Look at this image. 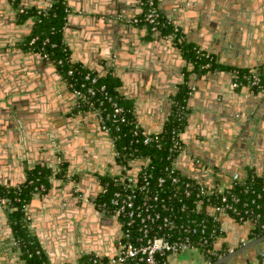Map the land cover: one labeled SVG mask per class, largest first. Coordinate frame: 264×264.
<instances>
[{
    "label": "water",
    "instance_id": "95a60500",
    "mask_svg": "<svg viewBox=\"0 0 264 264\" xmlns=\"http://www.w3.org/2000/svg\"><path fill=\"white\" fill-rule=\"evenodd\" d=\"M235 2L237 9H242L241 0H235ZM25 3L27 0H21L19 7L26 8ZM171 3L174 11L172 18L182 26H186L190 32L201 34L205 30L206 33L212 30L216 34H214L215 48L218 51H209L210 53L219 54V49L226 47L225 43L227 42V46L233 51L236 58L243 59L247 56L244 53L245 50L239 48L238 40L246 37V32L242 31L245 28L244 24L247 21H252L253 17L244 15L237 17L239 11L235 9L230 17L227 14L223 15L222 12L219 14L215 9V3L219 4L217 0H171ZM48 4L49 1L43 5L39 3L36 5L39 8H46ZM83 4L82 12L84 14L80 15L78 23L80 30L77 34L81 38L79 43L82 41L84 48L94 56V61L97 62V65L89 63L90 68L101 72L104 70V66L100 65L101 59L122 65L119 58L124 57L127 59V64L123 65L129 67L123 71V76L120 75V78L122 81L132 80L139 90V99L149 101L154 105L161 95L171 93H167L161 68L165 67L164 70L168 72L173 69L170 60L172 57L178 55L182 59L178 46L174 45L171 39H161L160 36H155L150 40L139 39L136 36L133 38L127 26L131 20L129 16L132 15L127 0H83ZM262 5L264 6V0ZM10 12L9 1L0 0V159L1 156L6 155L11 164H16V159L21 158L25 166V160L31 158L29 157L30 137L24 128L22 119L23 116H28L37 122L39 148L41 147L43 151L56 156L57 162L71 163L68 158L64 159L60 154L54 153V141L58 140L59 144L64 141L71 151L70 155L77 162L82 163L83 161L82 169L87 170V166L94 161L95 151L102 152L97 148H104V150L108 148L110 154H113L114 148L111 145L110 136L102 130L96 115L97 126L91 121L90 123L84 122L82 117H85L88 112L81 110L76 113L71 109L64 110L58 105L60 100L57 98L61 91L54 93L50 87L53 82L50 75L57 69L53 61L44 60L40 53L25 54L24 48L19 46L15 49L8 48V46L23 44L30 33L29 29L25 37L14 40L15 33L12 30L18 19L15 10L12 17ZM11 18L12 20H10ZM67 18L69 19V15ZM27 22L31 26L32 20L29 19ZM196 43L202 46L200 41H196ZM139 56L145 60L141 65H138L140 63ZM243 66L247 67L245 64ZM49 67H52L51 71ZM216 72L217 70H212L201 74L196 71L195 74L187 76L189 87L194 86L196 77L212 81L207 82L206 90H202L203 94H206L215 104L214 116L202 115V118L198 116L196 120L191 116L187 119V124L182 132L184 145L182 155L188 156L189 159L193 156L195 163L194 169L187 175L200 181L204 180L206 176L203 171L204 174L199 173L205 163L219 165L221 162H227L222 165L223 168H232L234 171L241 168V162L246 160V155L242 156V159L238 158L237 154L233 152V149H236L235 144L239 143L245 154L251 147L252 125L264 119V102L260 101L261 105L254 106L258 94H255L254 91L251 94L249 91L247 100L244 98L245 89L250 88L249 85L235 90L236 88L231 82L232 78L229 82L225 80L220 82L217 80ZM66 89L70 91L68 86ZM262 91L264 94V89ZM74 95L77 97L75 93ZM253 97H255V101L253 100L251 103L250 98ZM25 111H30L31 114L25 115ZM198 120L199 123H196ZM241 130L242 132L239 133ZM231 136H237V138L234 139ZM240 141H242L241 145ZM1 165L0 163V167ZM112 165L116 166L114 158ZM71 169L74 168L67 166L68 171ZM2 177L4 178V175ZM3 178L0 179V183L12 184L9 178ZM77 178L81 179L82 184L85 183L83 176L78 175ZM77 178V185L69 184L67 191H57L54 188L47 197L36 195L29 202V206H41V203L44 202L42 213L46 221L43 224L46 228L45 247L47 249L60 248L69 254L72 252V260H75V254L78 251L100 255V248L94 249L85 246L88 239L85 240L83 233L87 227L93 233V239L99 240L98 243H101L100 240H107L113 246L114 241L120 238L117 236L111 240L112 233L106 229L108 222L102 219L96 222L97 219L91 217L95 213L100 218H104L106 213L96 208L94 197L85 193ZM92 181L96 184L97 177L92 178ZM97 185L101 187L99 182ZM47 202H50L49 205ZM0 212L6 216L1 205ZM115 223L119 225L117 218H115ZM121 233L120 228L119 234L121 235ZM36 235L40 238L43 237L38 233ZM262 240H264V235L250 240L209 264L223 263ZM3 243L4 238L0 237V264H9L4 262L7 252L3 250ZM6 258H13V261L14 259L16 261L15 264H21L16 254Z\"/></svg>",
    "mask_w": 264,
    "mask_h": 264
},
{
    "label": "crops",
    "instance_id": "0c3cea01",
    "mask_svg": "<svg viewBox=\"0 0 264 264\" xmlns=\"http://www.w3.org/2000/svg\"><path fill=\"white\" fill-rule=\"evenodd\" d=\"M47 1L50 2L51 0H27V3L25 4L26 7L39 8L36 5L37 3L43 5ZM127 1L129 3L128 6L129 11L132 13V15L129 16L131 20L127 24L131 36H133V38L134 36H136V38L139 39L143 38L144 40H150L151 38L158 36L151 34L142 24L134 23L132 21V18L139 16L141 13V5L139 0H127ZM217 1L219 2L220 5L215 3V9L219 14L222 12L223 15L226 16L227 14V16L230 17V15L233 14V11L235 9L239 11L238 14L236 15L237 17H240L242 15L253 17L252 21H247L244 24L245 28L242 31L246 32L245 35L246 37L238 40L239 48L245 50L244 53L247 55L243 59L236 58L233 51L229 49V47L227 46L228 45L227 42L225 43V45L227 44L226 47L224 48L221 47L219 49V54L210 53L209 51H214V52L218 51V49L215 48L216 38L214 37L215 33L212 30H210L207 33L205 30L201 34L190 32L186 26H182L177 20H174L172 18L174 11L172 8L173 4L171 3V0H157V3L162 15L167 19H170L173 24L178 26L181 34L184 36V39L198 46L199 49L204 53L213 56L216 63H218L220 66L219 68L208 69L202 72L201 71H197V72H201V74H205L208 71L217 70L216 72L218 78L217 80H219L220 82L221 81L223 82L224 80L226 82H229L230 78H232V74L230 73V71L234 67L248 68L249 70H255L258 71L260 74H264V6L262 5L263 0H241L242 9L241 8L237 9V6L235 5L236 3L235 0H226V1L217 0ZM66 5H67V15H69V19L66 18V22L63 28V42L65 46L69 49L70 59L86 67H90L88 65L89 63H93L94 65H97V62L94 61L93 58L94 56L87 52L86 48H84L83 46L82 41L79 43L81 38L80 36L78 37L77 34V32L80 30L79 27L80 25L78 24L80 21L79 19L80 15L84 14L82 12L84 8L83 0H66ZM13 13H14V8L11 6V12H10L11 17ZM10 20H12V18ZM13 26L14 29L12 31L15 33L14 40L22 39L23 37H25L26 34L28 33V30L30 29V25L27 22V20L24 22H20L16 20V23H14ZM162 38L163 37H161V39ZM196 41H200L202 43V46L198 45ZM172 42L174 43V41ZM174 45L176 44L174 43ZM18 46L24 48L23 52L25 54L39 53V51L32 50L22 43L19 45L16 44V45L8 46V48L15 49ZM119 59L122 65H120L119 63H112L111 61L101 59L100 65L104 66V70H102L101 73L105 72L106 68H108L109 70L112 71L113 75L118 77V79L120 80V85L117 89L118 95L124 100L131 101L132 114L134 116L136 123H138L142 128L146 129L149 132H156L160 130L163 122L170 113L172 97L174 93L177 91L180 83H182L183 81H186V83H188L187 76H189L190 74H195L196 71L190 72L192 65L184 57H182V59L178 57V55L172 57L170 60L173 65V69L168 70L167 72L164 70L165 67L162 68L160 67L161 72L163 73V79L165 81L164 84L167 93L169 92L171 93L161 95L160 99L157 100L153 105L149 101L146 100L144 101L138 98L139 90L136 87V85L132 83V80L127 79L125 81H122L120 75L123 76L122 74L123 71L125 69H128L129 66L126 67V65H123L125 63L127 64V59H125L124 57ZM139 59H140V63H138V65H141L143 64V62H145V60L142 57H140ZM244 64L247 65V67H244L243 66ZM166 69H168V67H166ZM49 70L51 71L52 67H49ZM50 78H52L53 80V82L50 84V87L53 90V92L54 93H59L60 91L62 92V94L61 92L58 94L59 98H57V100H60V104L58 105L64 110L71 109L76 113L81 110L84 112H88L86 113L87 115L85 117H82L85 120L84 122L90 123L91 121L95 126H97L96 125L97 119L95 117V113L88 110L87 108L85 109L78 106V98L75 97L72 88L67 84L64 76L60 73L58 68L56 69V72L51 73ZM207 82L209 83L212 81H205L201 78L196 77V79L194 78V86L193 87L188 86L190 90L186 102V107H187L186 120L191 116H193L194 120H196L198 116L202 118L204 115L206 116L215 115L213 110L215 107L214 102H212L206 94L204 95L202 90V89L206 90V86L208 85ZM66 86H68L70 91L66 89ZM243 86H245V84L235 87L236 88L235 90H239ZM249 86L250 88L245 89L244 98L245 100H247V97L249 96L247 92L250 91L251 93L252 91H254L255 94H258L256 97L257 102L255 101V97H253L252 99L250 98V102L252 103L254 100L255 101L254 106L258 107L259 104L261 105L260 101L264 102V94L262 93L264 86H262L261 88L251 85ZM246 93L247 96H245ZM32 112L35 113L34 111ZM29 113L31 114L30 111H25L24 114L29 115ZM22 119L24 121V128L26 131H28V135L30 137L29 143H30L31 151L29 153V157L31 158H27L25 160V166L21 158L18 160L16 159L17 161L16 164H11L10 160L6 155L1 156L2 158L0 159V163L2 164L0 167L1 168L0 179H2L3 178L2 176L4 175V178L6 177L9 178L12 184L14 183L22 184L26 180V170L34 167L37 164L51 167L55 165L57 166L58 164L61 163V162H57L58 160L56 156L43 151L41 147L39 148V144H38L39 130L37 129L36 126L37 124L36 120L28 116H23ZM196 123H199V120ZM240 132H242V130L239 131V133ZM251 133H252L250 137L251 147L249 150L246 151L245 154L243 153L244 150H242L241 147L239 146V143L235 142L236 149H233V152L237 154V157L242 159L243 158L242 156L246 155V160H243L241 162L242 167L236 170V172L246 174V168L248 167L252 169L256 174H261L264 172V119L252 125ZM231 138L236 139L237 136H231ZM54 142H55L53 146L54 153L56 155L60 154L64 159L68 158L71 161L72 164L65 162L66 165L69 168H74L71 169L72 172L73 170L74 171L78 170V175L79 176L81 175L85 178L84 184H82L81 179L79 180L77 178L82 184L80 187L85 191V193L88 196L94 197V201H95V197L100 192V187L97 185V183L99 182L97 175L110 173L114 168L112 165L113 155L110 154L109 149L107 148L106 150H104V148H100V147L97 148V150L100 149L102 152L95 151L94 161H92L87 166L86 168L87 170H84L82 169L84 166V162L83 161L82 163L77 162V160L70 155L71 151L67 147L64 141L62 142V144H59L58 140H55ZM241 143L242 141H240V145ZM210 154L212 153L210 152ZM212 161L214 160L212 159ZM225 163L227 162H223V163L221 162L219 165L207 164L211 167H214L216 172L211 177L204 175L205 176L204 180L206 182L210 181L211 185H215V187L219 189L228 186L231 183L230 173L233 172L234 170L232 168H226V167L223 168L222 165H225ZM179 166L184 170V173L191 172V170H193L195 167L194 157L191 156V159H189L188 156L182 155L179 159ZM199 173L204 174L202 173V170ZM95 177H97L98 180L96 184L93 181L91 182V179ZM58 181L59 179H57L55 176H52L47 191L42 195L47 197L49 194H51V192H53L54 188L55 190L60 191L61 186H60V182ZM6 184H10V183H6ZM63 187L65 186H62V188ZM67 190L68 188L65 190L63 189V191H67ZM43 203H41V206H29L28 203L25 207V213H26L28 228L30 233L37 237V240L40 243L41 248L43 249L44 253L46 254L51 264L75 263L79 255L88 252L78 251L75 254L76 257L75 260H72L73 259L72 252H70L71 254H69L63 252L60 248L47 249L45 247L44 243L46 238L44 235L46 228L43 226V224L46 221L44 220L42 213ZM49 203L50 202H47L48 205ZM96 208L98 207L96 206ZM91 217H95L97 219L96 222L99 219L108 222L106 225V229L112 233L111 240L113 237L115 238L117 236H120L119 234L120 227L115 223V218L110 213H106V217L104 218H100L95 213H93ZM218 219L219 222L221 223V227L223 228L224 235L220 237L214 244V248L216 250L220 249L221 247H225L226 250L233 249L234 251L239 247H241L242 245L248 243L250 240L255 239V238L249 239V233L252 228V224L248 220L242 222H236L227 214L219 215ZM87 223H91V222H87ZM36 233L43 235V237L41 238L38 237ZM83 234L85 236V240L88 239V241L85 242V246L92 247L94 249L100 248L101 249L99 251L100 255L108 257L116 252V240L114 241L113 246L107 240H100L101 243H98L97 241L99 240L97 239L96 241L95 239H93L92 236L93 233L88 227L85 228ZM11 236L12 233L8 224L7 215L3 216V214L0 212V237L4 238V243L2 247L3 250L7 252L6 254L8 257H11L12 254H17L14 245L12 243ZM224 255L226 254L220 255L219 257H222ZM7 256H4L5 257L4 262L9 264L16 263L15 259L14 261L13 258L7 259L6 258ZM16 256L18 257V255ZM71 260L72 262H69ZM170 261L171 264H209L206 263V261L204 260V256L199 251L192 249H188L177 253L176 255L170 257ZM220 264H264V240L258 242L255 246L249 247L244 252H241L235 255L233 258Z\"/></svg>",
    "mask_w": 264,
    "mask_h": 264
},
{
    "label": "trees",
    "instance_id": "16d2710c",
    "mask_svg": "<svg viewBox=\"0 0 264 264\" xmlns=\"http://www.w3.org/2000/svg\"><path fill=\"white\" fill-rule=\"evenodd\" d=\"M8 1L16 10L18 21L24 22L29 19L32 20L30 33L27 35L23 44L36 51H40L43 48L44 52H48L53 60L62 59L63 65L56 67L61 70L63 76L72 84L71 88H81L80 85L84 82L83 76L88 71L97 75L96 86H105L104 92H96L91 99L94 102V107L101 110L105 123L110 127V135L117 137L115 140V148L120 152V155L115 158L116 164L125 163L128 159L132 158H147L149 159V165L146 167V170L151 178L153 180L160 176L167 178L170 165L169 155L173 152L170 149L171 144L174 139L178 138V134L184 131L187 122L186 102L190 89L186 81L180 83L172 97L171 110L163 122L160 132L157 134L158 139L145 143L141 135L133 134V126L136 121L132 114V103L131 101L122 99L118 95L117 89L120 85L118 77L113 75L111 70H106L101 73L93 68L83 66L80 63L71 62L69 49L63 42V28L67 18L66 0H52L50 7L46 10L34 7H19L20 0ZM160 14L162 13L160 12ZM143 26L149 31L148 27ZM173 26V24L167 25L165 30H163L164 33H171ZM177 31H180V29ZM176 34L181 33L177 32ZM34 37H36L35 41L29 45V41ZM46 38L48 41L42 47V41ZM176 45L181 51L182 57L191 63L192 68L190 72H202L220 67L214 57H206L203 51L190 41L184 39ZM208 62L210 64L208 67H202V65ZM68 68L73 69V73L72 75L65 76ZM231 70L237 71L234 80L239 83V86L249 84L246 77L250 74L248 68L234 67ZM259 75L263 81L264 74ZM256 87L261 88L262 86ZM112 101H115L124 108L125 121L120 122L114 118L110 119V116L107 117V114L112 111ZM79 106L88 109V106L82 103ZM60 167L61 171L54 174L51 171V167L37 164L26 170V180L19 185V189L15 186L8 188L0 186V195L9 199V203L6 206L10 209L7 213V220L19 253V259L23 264H51L41 248L37 237L29 231L25 207L33 198L34 193L39 190L38 187L40 185H43L45 191H47L52 176L59 179L68 173L65 162H61ZM97 176L100 184L104 187V191L98 193L95 197V202L97 205L105 203V208L110 209V197L116 189L113 178L109 173L99 174ZM223 194H226L232 203L231 208L226 210V214L236 222L248 220L252 224L249 239L264 235V228H262L264 224V172L256 174L252 169L247 167L246 177L243 180L232 181L230 186L225 188L223 192L216 191L212 187L210 192H206L202 196L204 201L199 211H192L191 209L194 195L191 198L181 196L180 199L186 201L188 204L181 212L182 217L180 219L182 223H189L191 226L198 224L199 221L202 223V226L197 229L195 234L185 233L189 234L190 238L196 244H199L203 239L206 240L202 246L199 244L198 250L204 252V257L209 263L215 262L220 255L228 253L225 247L215 250L216 254L207 253V250L212 249L213 244L224 235L219 219H214L207 214V206L212 203H220ZM180 232H183V230ZM93 257L94 253H83L78 256L76 264H97L92 263L91 260ZM106 259L107 257L104 256L102 261L105 262ZM166 259L167 254L160 258V262ZM125 264L138 263L127 261Z\"/></svg>",
    "mask_w": 264,
    "mask_h": 264
},
{
    "label": "built area",
    "instance_id": "2783aa9c",
    "mask_svg": "<svg viewBox=\"0 0 264 264\" xmlns=\"http://www.w3.org/2000/svg\"><path fill=\"white\" fill-rule=\"evenodd\" d=\"M51 2L52 0L46 8L41 9L46 10L49 8ZM139 2L142 12L141 16L139 15L132 18L134 23L145 25L148 27L151 34L171 39L175 44L184 40L182 34H176L177 32H180L177 31L179 30L178 26L173 24L170 19H167L160 14L157 0H139ZM169 24L174 25L173 30L171 33H164L163 30H165L166 26ZM35 38L36 37L32 38L28 44L31 45L35 41ZM47 41V38L42 41V47ZM41 49L42 50H40L39 53L44 60L53 61L56 66L63 65L62 59L53 60L48 52H44L43 48ZM204 54L206 57H213L207 53ZM71 62L74 61L71 60ZM209 65L208 62L202 65V67H208ZM106 70L109 69L106 68ZM59 71L62 74L61 70ZM236 72V70L230 71L234 87L239 86V83L234 80ZM249 72V76H246L249 83L248 85L264 86V80L262 81L258 71L250 70ZM72 73L73 69L68 68L65 76L72 75ZM65 80L67 84L72 87V84L69 83L66 78ZM83 80L84 82L80 85L81 88H72L73 92L77 95L78 106L81 103L87 105L88 110L95 113L102 130L110 136L111 145L114 148L112 155L115 160V158L120 155V152L115 148V140L117 137L110 135V127L105 123L101 110L94 107V102L91 99L96 92H104L105 86H96L97 75L92 74L90 71L84 74ZM111 106L112 111L107 114V117L110 116V119L114 118L120 122L125 121L124 108L118 105L115 101L111 102ZM160 130L149 132L142 128L138 123H135L133 126V134L141 135L145 143L157 140V134ZM178 135V138L174 139L171 144L170 149L173 151L172 154H175L169 155L170 165L167 178L160 176L153 180L146 170V167L149 165V159L147 158H132L128 159L125 163H119L116 164V166L113 165L114 168L109 174L113 178V183L116 189L110 197V209L105 208V203H100L98 205L95 201L94 203L103 212L110 213L114 218H117L122 233L120 238L116 240V252L113 255L108 256L105 262L102 261V258L104 257L103 255L94 254V257L91 260L92 263L125 264L127 261H134L138 264H171L170 257L188 249L197 250L204 256V252H201L198 248L199 244L202 246L206 240L203 239L199 244H196L190 238V235L185 233L189 232L190 234H195L197 229L202 226V223L199 221L198 224L192 226L189 223H182L180 219L182 217L181 212L188 206V204L180 198L181 196L191 198L192 195H194L191 209L192 211H199L204 201L202 196L206 192H210L212 187L216 191L223 192L225 188L230 186V184L219 189L215 187V185H211L210 181L194 180L193 177L184 173V170L179 166V159L184 150L182 133H179ZM60 164L57 166H51L52 173L55 174L61 171ZM202 171L208 177L213 176L216 172L214 167H211L206 163L202 165ZM67 172L68 173L65 174L64 177L59 178L61 184H64L65 181H72V171L67 170ZM245 177L246 174L238 173L236 171L230 173L231 182L234 180H243ZM19 185L20 184H0V186L6 188L15 186L18 187V189ZM38 189V192L36 191L33 196L42 195L46 192L43 185H40ZM101 191H104L102 185L100 187V192ZM230 201L231 200L227 195L223 194L220 203H212L207 206V214L214 219H218L219 215L226 214V210L231 208L232 203ZM8 203L9 199L0 195V205L4 209L6 215L8 211H10V209L6 207ZM262 228H264V224L262 225ZM182 230L183 232H180ZM11 240L17 252L16 255L19 257L12 236ZM214 244L212 249L207 250V253L216 254ZM227 251L230 252L233 251V249ZM165 254H167V259L160 262V258ZM204 260L206 263H209L205 257ZM20 263L23 264L21 260ZM73 264H76V262Z\"/></svg>",
    "mask_w": 264,
    "mask_h": 264
},
{
    "label": "rangeland",
    "instance_id": "374dc122",
    "mask_svg": "<svg viewBox=\"0 0 264 264\" xmlns=\"http://www.w3.org/2000/svg\"><path fill=\"white\" fill-rule=\"evenodd\" d=\"M77 175H78V170H77V171H74V170H73V172H72V176H71V177H72V181H70V182H69V181H65L64 184H61V183H60V186H61L60 191H62L63 188H64V187L62 188V186H65V189H67V186H69V184H75V185H77V182H76ZM58 182H59V181H58ZM65 189H64V190H65Z\"/></svg>",
    "mask_w": 264,
    "mask_h": 264
}]
</instances>
